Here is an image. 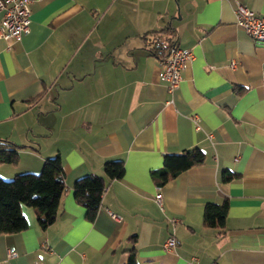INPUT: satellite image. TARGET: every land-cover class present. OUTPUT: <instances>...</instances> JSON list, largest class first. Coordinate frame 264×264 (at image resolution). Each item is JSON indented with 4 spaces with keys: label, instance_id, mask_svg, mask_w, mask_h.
Returning <instances> with one entry per match:
<instances>
[{
    "label": "crops",
    "instance_id": "0c3cea01",
    "mask_svg": "<svg viewBox=\"0 0 264 264\" xmlns=\"http://www.w3.org/2000/svg\"><path fill=\"white\" fill-rule=\"evenodd\" d=\"M236 1L264 16V0L31 1L29 32L0 39V139L19 147L0 178L59 155L66 190L44 229L21 205L27 227L0 234L1 264H125L132 248L138 264H264V42L236 25ZM174 41L194 58L169 93L159 59ZM192 148L201 164L154 182L164 155ZM111 160L121 178L105 177ZM86 175L105 179L93 221L73 196ZM223 200L220 236L202 215Z\"/></svg>",
    "mask_w": 264,
    "mask_h": 264
},
{
    "label": "trees",
    "instance_id": "16d2710c",
    "mask_svg": "<svg viewBox=\"0 0 264 264\" xmlns=\"http://www.w3.org/2000/svg\"><path fill=\"white\" fill-rule=\"evenodd\" d=\"M18 146L12 142L0 139V164H17L19 160ZM204 160V154L198 148L185 150L177 154L163 156L162 167L150 173L157 185L162 186L175 175L199 165ZM122 160H111L104 163L103 172L109 180L121 178L124 174ZM233 174H227L230 179ZM105 188V179L98 175H86L73 183L74 199L85 208V216L93 221ZM66 190L62 171V161L59 155L46 158L38 173H18L9 180L0 178V234H11L23 231L27 227L21 205L32 208L41 228L51 225L57 216L61 196ZM228 201L220 204L206 203L203 208L202 225L217 229L218 235L225 232V219ZM125 264H138L135 249L128 252Z\"/></svg>",
    "mask_w": 264,
    "mask_h": 264
},
{
    "label": "built area",
    "instance_id": "2783aa9c",
    "mask_svg": "<svg viewBox=\"0 0 264 264\" xmlns=\"http://www.w3.org/2000/svg\"><path fill=\"white\" fill-rule=\"evenodd\" d=\"M32 0H0V39L4 40H19L23 35L30 30V3ZM235 23L242 28L247 35L255 43L264 42V16L255 13L248 9L238 1L234 6ZM194 54L191 49L182 48L177 41L172 42L167 50L166 55L159 59L161 71L159 78L166 83L167 92L171 93L182 79V71L186 65L192 61ZM235 61H230V66L234 67ZM191 120L195 129L199 130L198 117L192 116ZM159 189V187H158ZM155 201L161 206V195H155ZM110 217L115 221H120L121 217L109 212ZM170 221L174 224L178 219L171 218ZM176 245V239L171 234L163 243L165 251L173 250ZM9 258L15 256L13 249L7 250ZM1 264V261H0ZM34 264H39L34 262Z\"/></svg>",
    "mask_w": 264,
    "mask_h": 264
},
{
    "label": "rangeland",
    "instance_id": "374dc122",
    "mask_svg": "<svg viewBox=\"0 0 264 264\" xmlns=\"http://www.w3.org/2000/svg\"><path fill=\"white\" fill-rule=\"evenodd\" d=\"M6 180V179H5Z\"/></svg>",
    "mask_w": 264,
    "mask_h": 264
}]
</instances>
